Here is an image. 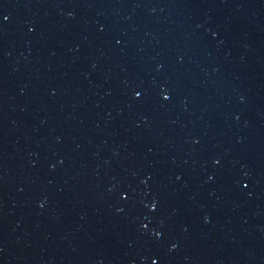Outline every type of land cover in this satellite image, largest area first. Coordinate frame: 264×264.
Here are the masks:
<instances>
[{"label": "water", "instance_id": "95a60500", "mask_svg": "<svg viewBox=\"0 0 264 264\" xmlns=\"http://www.w3.org/2000/svg\"><path fill=\"white\" fill-rule=\"evenodd\" d=\"M0 264H264V0H0Z\"/></svg>", "mask_w": 264, "mask_h": 264}]
</instances>
